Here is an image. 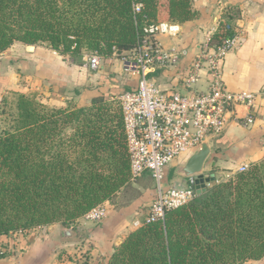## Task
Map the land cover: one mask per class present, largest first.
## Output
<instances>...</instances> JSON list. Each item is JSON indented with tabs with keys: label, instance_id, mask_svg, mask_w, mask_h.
Returning <instances> with one entry per match:
<instances>
[{
	"label": "trees",
	"instance_id": "trees-1",
	"mask_svg": "<svg viewBox=\"0 0 264 264\" xmlns=\"http://www.w3.org/2000/svg\"><path fill=\"white\" fill-rule=\"evenodd\" d=\"M191 0H167L168 22L192 19ZM140 4L139 10L135 6ZM159 0H0V53L15 41L42 42L78 58L83 51L125 56L157 23ZM228 9L210 44L232 37ZM232 28V29H231ZM0 131V237L65 226L129 184L119 105L95 96L87 106L55 108L15 94ZM9 104L4 99L0 108ZM0 113L5 114V109ZM187 204L144 219L108 264H242L264 257V159L219 178Z\"/></svg>",
	"mask_w": 264,
	"mask_h": 264
},
{
	"label": "crops",
	"instance_id": "crops-1",
	"mask_svg": "<svg viewBox=\"0 0 264 264\" xmlns=\"http://www.w3.org/2000/svg\"><path fill=\"white\" fill-rule=\"evenodd\" d=\"M159 1L157 21L168 22L167 0ZM190 2L194 17L170 22L178 25V34L157 36L163 48L181 50L184 55L177 66L156 70L150 77L163 88L175 86L211 35L220 31L223 14L235 7L239 11L237 44L224 58L223 80L231 91L264 89V0ZM88 56L89 52L83 51L74 59L42 42L15 41L0 53V105L15 94H26L55 108L82 107L100 95L117 101L121 92L136 85L138 76L123 70L121 56H101L97 69L88 66ZM200 86H205L204 74ZM236 112L242 117L248 109L238 106ZM254 116L252 124L230 123L222 133L208 139L210 155L203 172L212 173L214 182L221 176L226 179L242 164L253 165L264 159V99L257 100ZM186 158L180 156L176 164H184ZM174 170L173 163L164 169V186L194 187L192 179L176 175ZM154 192L155 181L144 173L108 200L109 213L99 223L77 217L65 226L55 222L0 237V264H108L118 245L138 226L134 223L146 217ZM242 264H264V257Z\"/></svg>",
	"mask_w": 264,
	"mask_h": 264
},
{
	"label": "built area",
	"instance_id": "built-area-1",
	"mask_svg": "<svg viewBox=\"0 0 264 264\" xmlns=\"http://www.w3.org/2000/svg\"><path fill=\"white\" fill-rule=\"evenodd\" d=\"M140 6L137 4L135 10ZM178 32L179 27L174 23H149L143 27L136 47L122 57L123 70L138 76L136 85L117 97L129 160V180L148 173L155 181V192L144 218L147 223L163 219L166 210L183 206L196 195L194 187L164 186L166 166L180 156L188 157L230 123L252 124L257 100L264 99V89L231 91L223 80L224 58L236 48V34L221 40L220 44H205L178 77L175 86L163 88L157 84L150 74L177 66L184 55L181 50L163 48L157 36H176ZM101 59L97 53H89L88 66L97 69ZM202 74L205 75L203 88L200 86ZM238 106L247 108L248 113L238 116ZM249 168L245 163L236 172ZM109 208L105 200L80 217L100 222L108 215ZM134 224L139 226L140 222Z\"/></svg>",
	"mask_w": 264,
	"mask_h": 264
},
{
	"label": "water",
	"instance_id": "water-1",
	"mask_svg": "<svg viewBox=\"0 0 264 264\" xmlns=\"http://www.w3.org/2000/svg\"><path fill=\"white\" fill-rule=\"evenodd\" d=\"M31 48L30 45H28ZM210 155V147L207 141H204L199 148L195 149L187 158L184 164H175V174L184 178L192 179L196 194L205 191L215 177L212 173L203 172V167ZM213 166V165H212Z\"/></svg>",
	"mask_w": 264,
	"mask_h": 264
},
{
	"label": "rangeland",
	"instance_id": "rangeland-1",
	"mask_svg": "<svg viewBox=\"0 0 264 264\" xmlns=\"http://www.w3.org/2000/svg\"><path fill=\"white\" fill-rule=\"evenodd\" d=\"M8 101H9V104H7L6 105V108H4L5 109V111H6V113L5 114H2V113H0V131L1 130H3V129H5V128H7L8 127V124H9V118H8V114L11 112V109H12V106L10 105L11 103H12V101H14V96H11L9 99H7ZM113 102H115L116 104V106L118 107V101H116V99H114V100H112ZM2 107L0 108V112H1V110L3 109ZM119 108V107H118ZM8 113V114H7ZM227 175V174H226ZM233 174H231V175H227V176H225L226 177V179H228V178H230L231 176H232ZM222 177V176H221ZM220 177V178H221ZM224 178V177H223ZM111 206V205H110ZM109 210H110V208H109ZM108 213H109V211H108ZM106 218V217H105ZM104 220V219H103ZM101 222V221H100ZM92 223H99V222H92ZM84 255V254H83Z\"/></svg>",
	"mask_w": 264,
	"mask_h": 264
}]
</instances>
